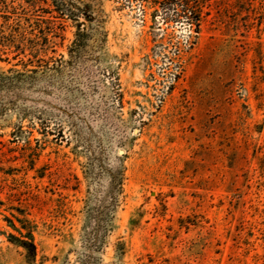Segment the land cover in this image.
<instances>
[{
	"label": "rangeland",
	"instance_id": "rangeland-1",
	"mask_svg": "<svg viewBox=\"0 0 264 264\" xmlns=\"http://www.w3.org/2000/svg\"><path fill=\"white\" fill-rule=\"evenodd\" d=\"M65 1L0 0V264H264V0Z\"/></svg>",
	"mask_w": 264,
	"mask_h": 264
},
{
	"label": "trees",
	"instance_id": "trees-1",
	"mask_svg": "<svg viewBox=\"0 0 264 264\" xmlns=\"http://www.w3.org/2000/svg\"><path fill=\"white\" fill-rule=\"evenodd\" d=\"M54 9L61 14L62 18H71L72 20H77L76 24L79 25L78 18L76 16L77 9L74 6L67 4L65 0H50ZM39 32L43 33L42 27H39ZM44 39H47V35H44Z\"/></svg>",
	"mask_w": 264,
	"mask_h": 264
}]
</instances>
